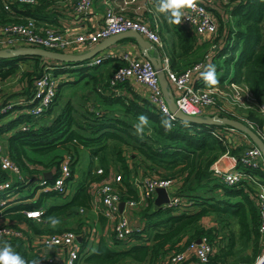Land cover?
<instances>
[{
	"label": "trees",
	"instance_id": "1",
	"mask_svg": "<svg viewBox=\"0 0 264 264\" xmlns=\"http://www.w3.org/2000/svg\"><path fill=\"white\" fill-rule=\"evenodd\" d=\"M54 1H18L12 2L11 9H6L0 0V21H22L29 15L38 22L61 26L54 16L60 13L53 6ZM203 1L216 15L219 30L213 38H207L200 44L196 43L194 34L182 21L179 25L169 23L163 14L155 13L163 51L169 57L170 67L180 71L208 52L204 67L193 80L194 85H207L201 72L211 64L215 66L216 74L220 70L217 76L219 82L227 78L244 81L255 102H260L264 99V0H221L222 9ZM167 29H172L175 36L164 35ZM214 40L219 42V46L212 48L210 44ZM157 53L160 54L159 50ZM112 58L105 57L100 62L89 64L83 62L86 60L59 61L31 53L0 56L1 78H13L21 69V87L6 93L15 95L7 99L30 95L33 78L44 71L58 76L55 94L40 112L32 113L26 109L32 102L14 103L0 111V143L5 153L17 162L22 174L20 177L16 172L0 166V181L10 178L8 186L0 187V211L8 217L24 219L28 225L26 238L21 235L1 238L0 247L6 242L26 261L56 264L40 261L43 254L31 244V232L43 234L66 228L79 231L82 226L94 225L98 237H90L89 231L82 234V253L74 264H162L171 250L183 249L189 241L202 236L210 242L217 241L210 255V259L217 264H253L263 248L259 208L241 183L224 181L211 167L214 159L224 150L229 148L231 153L239 154L244 144L233 147L229 141L228 147L225 136L211 130L216 124L167 115L149 97L148 91L147 94L137 91L129 78L111 83L110 76L124 62L122 58L117 57L112 71L100 82L98 67ZM69 71H74L76 75L62 76ZM68 86L71 90L64 92L63 89ZM92 93L93 98H90ZM91 103L93 106L89 105ZM14 108H18L17 113L4 118ZM141 114L149 118V126L142 136L135 128ZM228 114L250 123L264 134V115L254 108ZM162 118H171L173 127L170 132H165L162 127ZM22 123L26 127H21ZM81 146L87 149L90 163L97 159L102 171L97 172L90 165L86 176L76 184L69 198L49 202L51 194L61 197L63 194L44 188L41 183H37L30 193L18 192V188L26 189L23 186L32 181L45 179L52 182L59 173L60 161L65 154L69 155L68 179H72ZM131 159L145 161L141 170L143 173L168 174L171 177L180 175V183L174 184V192L181 198L177 204L155 207L150 197L144 206L140 205L137 209L143 219L140 229H132L126 237L119 238L108 228L110 234L106 235L103 231L108 217L101 211L92 210L88 184L91 180H101L111 169H115L121 172L128 194L137 197V188L130 180L132 171L137 168ZM242 167L254 174L257 171L264 174V170L258 167L245 163ZM165 170L170 171L166 174ZM44 171L51 174L45 177ZM245 183L250 190H255L252 181ZM12 185L16 193L8 194ZM34 208L40 209L42 215L33 217L26 214L27 209ZM90 213L96 215L97 222L90 218ZM210 213L214 222L206 225L202 216ZM53 219L57 221L55 224ZM6 223L19 226L15 221ZM134 237L136 239L132 240ZM192 255L191 259L199 262L195 253ZM189 259L187 256L184 264H189ZM260 264H264V259Z\"/></svg>",
	"mask_w": 264,
	"mask_h": 264
},
{
	"label": "built area",
	"instance_id": "2",
	"mask_svg": "<svg viewBox=\"0 0 264 264\" xmlns=\"http://www.w3.org/2000/svg\"><path fill=\"white\" fill-rule=\"evenodd\" d=\"M18 1L33 0H1V3L4 8L11 9L12 2ZM126 1L128 0H124L123 2L125 3ZM154 1L155 0H149L151 3ZM71 3L74 10L78 13H86L91 6V0H71ZM147 11L148 12L128 14L124 10V5H121L119 8L108 5L104 11L101 24L83 29L76 26H59L55 23L38 22L35 17L29 15L25 16L22 21H0V47L15 46L17 44H13L14 41L23 40L26 41L23 43L29 42V44L41 45L51 49L81 51L82 49L80 48V50L76 49L80 45L88 48L110 33L126 28H135L145 37L149 38L154 44L163 48L162 38L158 30L156 11L153 9L152 5L148 6ZM182 23L194 34L197 44H200L207 38H213L219 30L217 18H214L212 11L203 0H199L195 11L188 10L186 12V18L182 17ZM217 46H219L217 40L212 41L210 44L212 48ZM161 51L163 52L160 54L162 67L165 70L171 88L174 87V90H176V92L174 91V99L177 105L184 111L196 114H238L240 110H236L237 107L245 104L254 108L261 115H264V99L256 103L244 81L230 80L221 85L224 86L222 88L218 85L215 87L194 85L193 80L204 67L208 52L204 54V57L198 59L184 69L177 71L170 67L168 55L163 50ZM119 55L124 62L118 65L112 72L110 82L116 83L118 80H124L128 77H133L144 82L149 97L156 102L162 111L173 117L174 114L167 104L159 81L157 69L153 62L147 57H135L129 51H122ZM111 56H114L112 51L97 52L85 62L93 64L100 62L105 57ZM7 79V77H0V93L4 89ZM12 80L14 81L15 88L21 87L19 75L13 77ZM32 81L30 95L20 96L15 99H7L5 102L3 100L0 111L10 108L14 103L32 102V104L28 106V110L32 113L40 112L42 107L46 105L55 94L58 83L57 76L50 71H44L42 74L34 77ZM229 88L231 91H228ZM224 91H227L228 94L222 95ZM20 125L21 127H26L25 123ZM249 125L251 124L249 123ZM211 130L218 135H224L225 138L231 142L233 147L238 142V138L244 144L239 154L231 153L229 148L224 150L213 162L214 164H212L211 167L213 171L220 175L226 182L233 183L243 180L244 182L252 181L255 184L256 188L253 193L260 206L259 230L261 233V240L264 241V181L258 178L253 172L242 167V164L245 163L264 170V155L257 143L251 138L250 140L248 134L244 130L238 129L225 122L216 124ZM234 133L237 137H233L235 135ZM260 135L264 139V134L262 132H260ZM228 147H230V145ZM5 152L6 151L2 149L0 143V166L4 169L16 172L17 175L22 177L17 162L10 158ZM226 154H230L231 164L223 166L220 164V158ZM93 168L97 172L102 171V167L99 164H96ZM69 175V155L65 154L60 161V170L54 180L52 182H46L45 179H41L39 183H41L44 188L55 189L65 195L70 189ZM174 180L175 178L171 176L143 173L140 179L134 180L136 183L135 187L137 188V197H134L128 194L127 185L123 183L121 172L111 169L108 175L101 180L89 181L88 186L92 194L91 204L108 217L106 221L107 227L110 228L117 237L124 238L132 229H140V225H131L129 223L130 219L127 213L129 208H131L132 205L144 206L150 197L152 198L155 194L157 186H165L168 191ZM9 184L10 178L0 181V187L2 188ZM168 194L169 198L164 205L171 206L179 202L181 195L174 191H168ZM120 200H123L122 208L119 206ZM3 201L4 200L1 202ZM36 212H41V210L38 208L26 210V214L33 217H35L33 213ZM26 230L27 229L21 226H14L4 222L0 223V240L1 238L8 239L14 235H21L26 238L28 235L25 233ZM86 231L90 232V237L91 234L93 235V229L91 227L82 226L79 231L66 228L61 231L43 234H34L31 232L29 237L32 239L31 244L36 245L37 249L43 254L40 261H53L56 264H74L75 260L78 259L82 253L80 249V239L82 234ZM131 239L136 238L134 237ZM55 248L61 249L60 252L54 253L52 249ZM215 248L216 245L210 242L205 236L200 237L199 240L192 239L186 244L185 248L171 250L163 259L162 264H184V260L187 257V249L194 250L200 263L217 264L210 259V255L214 252ZM44 251L52 253L44 254ZM185 264H187V262H185Z\"/></svg>",
	"mask_w": 264,
	"mask_h": 264
},
{
	"label": "crops",
	"instance_id": "3",
	"mask_svg": "<svg viewBox=\"0 0 264 264\" xmlns=\"http://www.w3.org/2000/svg\"><path fill=\"white\" fill-rule=\"evenodd\" d=\"M123 1L124 0H91L90 9H88V11L86 13H78L74 10L72 3H71V0H56V1H54L53 6L56 7V9H59L60 13H59V15H58V13H55L54 16H56L55 18L57 19L58 24L76 26L80 29H83V28L93 27L95 25L101 24L103 21L104 11L106 9V6H108V5H112L115 8H119L121 5H124V10L128 14H136V12H148L147 8L149 5H152L153 9L156 11V6L158 4V0H155L152 3L149 2V0H128L125 3ZM205 1L208 4L213 5L214 7L222 9L223 5L221 4V0H205ZM211 11H212L213 16L215 18L216 15L214 14L213 10H211ZM164 35H166L167 37H170V38L175 36L172 29H167L165 31ZM154 45H156V44H154ZM156 47L155 46L149 47V51L151 53H157V50H159V52L161 54V52H162L161 50H164V49L159 47L158 45H156ZM80 49L84 50V49H87V47L82 46V47H80ZM108 51H112L114 53V56L111 60L107 61V63L106 62H104V63L108 64V63L112 62L111 63L112 65L111 66L106 65L105 68L98 70L100 82L104 81L105 78L107 77L108 73L110 71H112L113 63L118 61L117 57L122 58L119 55L122 51H129L133 56L136 57V55H139V58H143L140 46L136 43V41L134 39L129 38V37L126 39L121 38L118 41H116L113 44L106 47L104 50H101L99 52H108ZM100 72H103V73H101L102 75H100ZM128 78L137 91L142 92L144 94H147V89H146V85L144 82L138 81L137 79H135L133 77H128ZM229 81L230 80L228 78L227 82H229ZM223 82H224V80L219 82L218 86L220 88L224 87V86H221V85H223L222 84ZM172 90H173V92L174 91L176 92V90H174V87H172ZM237 135L239 136L238 132H237ZM237 135L235 134L233 137H237ZM238 141H240L239 138H238ZM240 143L241 142H238V144H240ZM2 149L4 150L3 145H2ZM77 157H78L77 160L80 164H79V166H76V164H74L75 170H74V174H73L74 175L73 177H75L74 182H76V184L81 179H83L81 177L82 169H85V176H86V172L90 166V164H89L90 163V157H89L88 151L85 147H83V146L79 147ZM131 160L134 161L133 166H135L137 168V170L132 171V176L130 177V180L132 181V185L136 186V183L134 182V180L138 179V178L140 179V177L143 175V171H141V170L144 166L143 163H145V161L141 162L140 160H134V159H131ZM93 163H98L97 159H93ZM134 163H138V164L134 165ZM212 164H214V163H212ZM220 164L223 166L230 165L231 164L230 154H226V155L222 156V158H220ZM91 167L93 168L94 166L91 165ZM174 178H175L174 182L169 187V189H171V190H173V188L176 184L178 185L180 183V179H181L180 175H178ZM74 189H73V191H74ZM69 191H70V189H69ZM56 200H61V196H55L54 198H51V196H50L48 198L49 202H56ZM138 207H140V206L132 205V207L129 208V210L127 211L128 215H129V219H130L129 223L131 225H140L141 223H143V219L137 213V209H139ZM91 208L93 211L99 212L98 208L94 207L93 204H91ZM90 215H91L90 218L97 222V219H95L96 215H94L93 213H90ZM202 219H203L204 224H206V225L212 224L214 222V218H213L212 213L203 215ZM12 221H15L17 225H19L25 229H28V225L24 219L11 218V217L6 216L5 214H3L0 211V222L6 223V222H12ZM90 227L93 229V232L95 233L94 236L92 234L91 235H92V237H94V239H96L98 237V231L96 230V227L94 225H92ZM107 229H108V227H107ZM108 231H109V229H108ZM261 242H262V247L264 248V241L261 240ZM263 248H262V250H263ZM49 250H51V249H49ZM60 250L61 249H59V248L52 249V251L54 253H59ZM193 253H194V250L192 251L191 249H187V256H189V258H190L188 263L189 264H201V263L191 259V257L193 256L192 255Z\"/></svg>",
	"mask_w": 264,
	"mask_h": 264
},
{
	"label": "water",
	"instance_id": "4",
	"mask_svg": "<svg viewBox=\"0 0 264 264\" xmlns=\"http://www.w3.org/2000/svg\"><path fill=\"white\" fill-rule=\"evenodd\" d=\"M125 36H132L136 43L140 46L142 51V57L149 58L157 69V74L159 77V81L161 83V87L163 93L165 95L167 104L170 110L173 112L174 116L198 123H211V124H221L223 122L233 125L234 127L244 130L248 136L257 143L260 147L261 152L264 155V139L261 137L259 131L254 129L251 125L246 123L240 118H236L227 114H218V113H189L180 108L175 99L174 92L169 84V80L165 74V70L162 67L161 56L159 53H151L149 51V47L154 46V43L147 37H145L140 31L135 28H126L124 30H120L114 33H110L93 45L88 47L87 49L81 51H67V50H59V49H51L41 45H34L29 43L17 44L15 46H1L0 47V56H12L15 54H37L45 57H50L59 61H78V60H87L92 55L97 52L104 50L109 45L118 41L119 39ZM139 57V55H136ZM51 174L50 171H44L43 175L45 177ZM169 198V194L167 188L165 186H157L156 194L154 196V206L158 207L163 205V202L167 201ZM123 200H120L119 206L122 208ZM198 238L197 240H199ZM264 259V255L262 257H258L254 264H260Z\"/></svg>",
	"mask_w": 264,
	"mask_h": 264
},
{
	"label": "clouds",
	"instance_id": "5",
	"mask_svg": "<svg viewBox=\"0 0 264 264\" xmlns=\"http://www.w3.org/2000/svg\"><path fill=\"white\" fill-rule=\"evenodd\" d=\"M198 3L199 0H158L156 11L160 14H163L169 23L179 25L182 21V17L186 18V12L188 10L195 11L197 9ZM201 77L209 87H215L219 84V79L216 75V69L214 65H206L205 70L201 72ZM161 125L165 132H170L173 127L171 118H162ZM148 126V116L144 114L139 115L138 123L135 125L137 134L142 136L145 128ZM33 215L39 217L42 215V213L36 212L33 213ZM56 222L57 221L55 219L52 220L53 224ZM0 264H39V261H26L19 253L13 250L10 244L5 242L4 245L0 247Z\"/></svg>",
	"mask_w": 264,
	"mask_h": 264
},
{
	"label": "rangeland",
	"instance_id": "6",
	"mask_svg": "<svg viewBox=\"0 0 264 264\" xmlns=\"http://www.w3.org/2000/svg\"><path fill=\"white\" fill-rule=\"evenodd\" d=\"M163 31H164V29H163ZM132 38L133 39V37L132 36H125V37H123L124 39H126V38ZM22 43V42H26V41H23V40H16V41H14L13 42V44H17V43ZM29 43V42H28ZM80 47H82V46H78L76 49H79ZM83 62H85V61H83ZM86 63V62H85ZM107 63V62H106ZM106 63H102V64H100V66L98 67V70L100 69H103V68H105L106 67V65H112L111 63L112 62H110V63H108V64H106ZM22 66H24L23 64H21ZM20 72H21V69H19L18 70V72H16L15 74L18 76V75H20ZM69 72L71 73V74H69ZM69 72H66L65 74H62V76H67V75H69V77H72V76H75L76 75V73H74V71H69ZM101 73H103V72H100V75H102ZM220 74V70H218V74H216L217 76ZM15 75V76H16ZM14 76V77H15ZM61 76V75H60ZM20 77V76H19ZM20 79V78H19ZM228 79V78H227ZM227 79H225L224 80V82L222 83V84H225L226 82H227ZM57 80H58V76H57ZM13 88H15L14 87V81L12 80V78L10 77H8V79H7V81H6V84H5V87H4V89H3V91L0 93V101L1 100H6L7 98H10V97H15V95H14V93H11V94H8V95H6V93H9ZM88 88V90H89V88H90V86H88L87 87ZM56 89H57V86H56ZM71 90V86H68V87H65L64 89H63V91L64 92H69ZM241 90V89H240ZM228 91H231L230 90V88L228 89ZM228 94V92L227 91H224V94H222V95H227ZM90 98H93V93L92 94H90ZM91 99H88V101H90ZM90 106H93V104L91 103V104H89ZM247 106V107H246ZM248 107H251V106H249V105H245V104H242V106L240 105L239 107H237V109L236 110H241V111H243V110H245L246 108H248ZM26 109H28V106H26ZM17 110H18V108H14V109H11V110H9L7 113H6V116L4 117V118H6V117H11L14 113H17ZM249 139H250V137H249ZM251 140V139H250ZM237 142V141H236ZM238 142H241V143H243L242 141H238ZM238 142L236 143V145L235 146H237L238 145ZM227 144L229 145V141H227ZM230 144H231V142H230ZM232 145V144H231ZM233 146V145H232ZM241 151V150H240ZM220 155V154H219ZM218 155V156H219ZM218 156L214 159V161L218 158ZM213 161V162H214ZM212 162V163H213ZM75 164H76V166H79V162H78V160H76L75 161ZM90 165H93V166H95L97 163H89ZM170 170H165L164 172L167 174L168 172H169ZM76 175V174H75ZM168 175V174H167ZM167 175H165V176H167ZM12 176H14V175H12ZM220 176V175H219ZM256 176L257 177H259V178H261L263 181H264V174H260L258 171L256 172ZM81 177L82 178H84L85 177V169H82V172H81ZM221 177V176H220ZM75 177H72V179H70V182H69V187H70V191L67 193V194H65V195H63L61 198L64 200V199H67V198H69L70 196H71V194L73 193V189L75 188V186H76V182H74L75 181V179H74ZM222 178V177H221ZM223 179V178H222ZM224 180V179H223ZM12 181H13V179H12ZM40 181V180H39ZM39 181H32L30 184H26L25 186H23V187H27L26 189H23V188H18V192L19 193H24L25 191H28V192H26V193H30L31 191H32V189H35V187H36V184L37 183H39ZM225 181V180H224ZM229 183V182H228ZM233 183H241L242 185H243V187L249 192V193H251V195H252V198H254V200H255V202H256V204H257V206H258V208H259V211H260V206H259V203H258V200L255 198V196H254V190H250L249 188H248V186H246V183L242 180V181H237V182H233ZM12 187L13 188H11L9 191H8V194H15L16 193V191H15V186H13L12 185ZM168 191H170V192H172V191H174V188H173V190H171V189H168ZM217 191L219 192V188H217ZM155 194H156V190H155ZM155 194L153 195V197H152V200H153V203H154V196H155ZM51 196V198H54L55 197V195L54 194H51L50 195ZM5 201V200H4ZM3 201V202H4ZM166 202V201H165ZM165 202H163V205H164V203ZM80 210H82V209H80ZM83 211V210H82ZM133 214V213H132ZM0 223H3V222H0ZM104 232H105V234L106 235H108V234H110L109 233V231H108V229H107V224L105 223V225H104ZM260 235H261V233H260ZM198 239V238H197ZM132 240H135V239H132ZM216 243H217V241L216 240H214V245H216ZM263 251H264V248H263ZM262 251V252H263Z\"/></svg>",
	"mask_w": 264,
	"mask_h": 264
},
{
	"label": "bare ground",
	"instance_id": "7",
	"mask_svg": "<svg viewBox=\"0 0 264 264\" xmlns=\"http://www.w3.org/2000/svg\"><path fill=\"white\" fill-rule=\"evenodd\" d=\"M264 255V251L261 253V255L259 256V258L261 257V256H263Z\"/></svg>",
	"mask_w": 264,
	"mask_h": 264
}]
</instances>
